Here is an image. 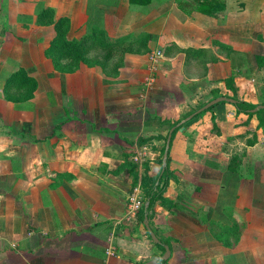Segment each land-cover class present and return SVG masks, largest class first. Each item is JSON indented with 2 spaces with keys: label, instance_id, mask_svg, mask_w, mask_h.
<instances>
[{
  "label": "crops",
  "instance_id": "obj_1",
  "mask_svg": "<svg viewBox=\"0 0 264 264\" xmlns=\"http://www.w3.org/2000/svg\"><path fill=\"white\" fill-rule=\"evenodd\" d=\"M141 1L0 0V264H264V110L197 112L214 90L231 95L230 76L239 99L263 105L264 0ZM46 7L70 38L101 27L112 47L89 41L85 54L102 64L54 68V25L36 22ZM153 49L164 59L146 91ZM18 69L36 87L6 98ZM175 121L149 218L161 260L144 218H127L128 195L139 186L145 208L140 179L161 172Z\"/></svg>",
  "mask_w": 264,
  "mask_h": 264
},
{
  "label": "trees",
  "instance_id": "obj_2",
  "mask_svg": "<svg viewBox=\"0 0 264 264\" xmlns=\"http://www.w3.org/2000/svg\"><path fill=\"white\" fill-rule=\"evenodd\" d=\"M129 1L134 3L136 0H129ZM141 2L144 3L143 0ZM199 4H201V2ZM199 8H200L199 10L204 11L202 7H199ZM36 22L39 24H53L54 25L55 33L49 43V46L46 49V56L51 59L54 68L60 72L72 71L76 69L80 63L89 64V65L90 64H102V62H100L99 60L97 59L92 60L86 56L85 47L89 41L91 43L100 42L101 46L103 47L107 46V48L112 47L111 45L114 43L110 39H106V38L103 39L104 31L101 29V27L97 25L93 26L92 28L93 31H91L89 34L79 39L68 37L67 34L69 31V24H70L69 19L67 17H59L58 19H55L54 11L50 7L44 8L37 14ZM257 59L258 61L260 60L259 61L261 62L260 64L264 65V61H263L264 53L262 54V56L257 57ZM23 83L28 84V86H30V90L27 91L26 96L31 95V93L34 91L36 87L35 81L31 77L27 76V74L25 73L23 69H18L17 71L13 72L7 78L5 82V87H4L5 97L9 99L13 98L11 96L12 87L15 84L20 85ZM225 85L231 90V95L225 94V96L230 97L235 100L233 105L235 106L237 113H245L247 116H250L253 114L259 115L260 112L264 110L263 108V109H258L257 111L253 112L252 110L257 107V104H251L250 102L239 99L237 95V88L234 85L232 76L225 79ZM221 95L222 94L218 90H214L212 97L215 98ZM203 104H200L197 108L201 107ZM263 105H264V101H263ZM210 108L211 106L202 112H205L209 110ZM176 123H177L176 121L173 123H170L169 128L175 125ZM263 126H264V122L262 119L259 118L258 127L262 128ZM178 127L179 126H177L173 130L172 136L176 132ZM166 137H167V134L164 137V143L161 148V156L164 150ZM255 140L256 138L254 137L253 139L248 140L247 142L248 144H253ZM168 155H169V151H168ZM159 162L161 163V158L159 159ZM237 163H238L237 157H234L233 162L229 166V169L231 171L237 172L238 171L236 167ZM168 177H169L168 157H167V165L163 172H160L159 170V173L155 177H149L147 175H143L141 177L140 186H141V190L143 193V200L148 202V207L145 209L144 205L142 204L141 208L138 210L137 216L140 221L144 218L145 215H147L148 219L151 217L152 210L157 200H164L163 193L165 191V188L167 187ZM155 245L159 246L161 250L164 251L163 245L160 241L158 243H155Z\"/></svg>",
  "mask_w": 264,
  "mask_h": 264
},
{
  "label": "built area",
  "instance_id": "obj_3",
  "mask_svg": "<svg viewBox=\"0 0 264 264\" xmlns=\"http://www.w3.org/2000/svg\"><path fill=\"white\" fill-rule=\"evenodd\" d=\"M164 59V53L161 49H153L147 53V70L148 75L144 78L143 86L146 91H149L153 88L158 71L161 66V61ZM141 154L138 155L136 160L141 158ZM128 215L127 218L135 216L138 210L142 206V196L139 186H135L131 189V192L128 195Z\"/></svg>",
  "mask_w": 264,
  "mask_h": 264
},
{
  "label": "water",
  "instance_id": "obj_4",
  "mask_svg": "<svg viewBox=\"0 0 264 264\" xmlns=\"http://www.w3.org/2000/svg\"><path fill=\"white\" fill-rule=\"evenodd\" d=\"M219 101H228L230 103H234L235 100L232 99V98H229V97H225V96H219V97H216L214 99H212L211 101H209L208 103H206L203 107L199 108V110H197V112H200L204 109H206L207 107L215 104L216 102H219ZM264 105H258V107L254 108L252 111H256L258 108H263ZM189 117L186 118L189 119ZM174 130V127H171L169 129V132H168V135H167V138H166V141H165V147H164V151H163V154H162V161H161V165H162V169H161V172H163V170L165 169L166 167V161H167V155H168V149H169V144H170V140H171V134H172V131ZM148 206V203L146 202L145 203V208ZM144 225L152 239L153 242L155 243H158L159 242V239L158 237L156 236V234L153 232V230L150 228L149 226V219L147 216L144 217ZM164 246V249H165V252L164 254L159 258L161 260H166L168 257H169V254H170V251H169V248L167 245H163ZM158 261L157 258H153V259H150V260H147L145 262H142L140 264H156Z\"/></svg>",
  "mask_w": 264,
  "mask_h": 264
},
{
  "label": "rangeland",
  "instance_id": "obj_5",
  "mask_svg": "<svg viewBox=\"0 0 264 264\" xmlns=\"http://www.w3.org/2000/svg\"><path fill=\"white\" fill-rule=\"evenodd\" d=\"M262 109H263V108H262ZM233 228H235L234 225H233Z\"/></svg>",
  "mask_w": 264,
  "mask_h": 264
}]
</instances>
